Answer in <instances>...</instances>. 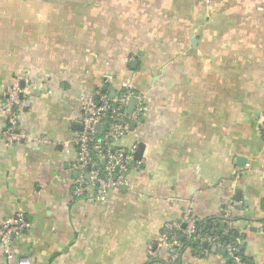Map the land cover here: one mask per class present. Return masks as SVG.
Instances as JSON below:
<instances>
[{
    "label": "crops",
    "instance_id": "1",
    "mask_svg": "<svg viewBox=\"0 0 264 264\" xmlns=\"http://www.w3.org/2000/svg\"><path fill=\"white\" fill-rule=\"evenodd\" d=\"M134 86L145 168L104 203L72 196L85 93ZM20 82L24 130L48 146H9L4 93ZM264 0H0V227L32 264H172L169 224L235 216L247 264L264 263ZM176 264H231L181 236ZM160 245L155 260L151 246ZM155 248V247H154ZM0 264H17L0 243Z\"/></svg>",
    "mask_w": 264,
    "mask_h": 264
},
{
    "label": "built area",
    "instance_id": "2",
    "mask_svg": "<svg viewBox=\"0 0 264 264\" xmlns=\"http://www.w3.org/2000/svg\"><path fill=\"white\" fill-rule=\"evenodd\" d=\"M111 78L107 86L87 92L81 99V114L76 119L82 129L74 134L71 144L76 146L78 160L75 164L77 178L74 182L72 196L75 199H90L95 202H106L109 193L129 186L133 172L145 168V161L136 157L139 144L131 147L121 145L122 140L130 135L132 124L137 126L146 117L148 108L145 96L134 86H125L119 92L112 87ZM115 94L112 96L111 92ZM25 91L20 82H15L4 93L2 112L5 126L1 133L2 140L9 146H48L52 141L45 136L34 135L21 126V115L28 102L24 99ZM132 100H136L134 110L129 113ZM264 135V119L260 123ZM239 202H231L223 208L221 224L218 230L212 224L205 231L191 216H185L181 223L169 224L171 233V263L176 264L182 257L184 245L180 242L183 236L197 245L200 252H206L204 246L215 247L226 251L231 264H245L242 257L241 235L235 213ZM29 225L22 213L13 220H8L0 227V243L9 258H17V264H32L28 258L18 257L12 250V241L21 236ZM264 229V223L259 224ZM227 240V241H226ZM155 247V248H154ZM160 245L151 246L149 255L152 259L159 256ZM264 264V263H261Z\"/></svg>",
    "mask_w": 264,
    "mask_h": 264
},
{
    "label": "water",
    "instance_id": "3",
    "mask_svg": "<svg viewBox=\"0 0 264 264\" xmlns=\"http://www.w3.org/2000/svg\"><path fill=\"white\" fill-rule=\"evenodd\" d=\"M115 94L114 91L111 92V95L113 96ZM135 102L136 100H132V102L130 103V106H129V113H131L134 108H135ZM145 121V118H143L141 120V122H144ZM136 127L137 125L135 123L132 124V131H135L136 130ZM82 129V128H81ZM144 151H145V145L143 143L139 144V149L137 151V154H136V157L138 160L142 159L143 157V154H144ZM214 251H216V248H213Z\"/></svg>",
    "mask_w": 264,
    "mask_h": 264
},
{
    "label": "trees",
    "instance_id": "4",
    "mask_svg": "<svg viewBox=\"0 0 264 264\" xmlns=\"http://www.w3.org/2000/svg\"><path fill=\"white\" fill-rule=\"evenodd\" d=\"M211 225H212V220L211 221H208V222H201L200 223V226H203L204 230L205 231H208L210 230L211 228ZM219 231H221V228H220V225L218 224L217 227ZM227 241V240H226ZM185 247V246H184ZM241 247V246H240ZM244 258V256H242ZM244 262L245 264H247V261L244 259Z\"/></svg>",
    "mask_w": 264,
    "mask_h": 264
}]
</instances>
